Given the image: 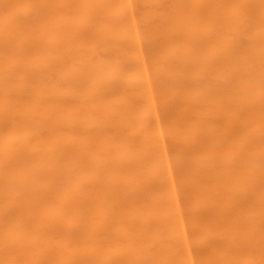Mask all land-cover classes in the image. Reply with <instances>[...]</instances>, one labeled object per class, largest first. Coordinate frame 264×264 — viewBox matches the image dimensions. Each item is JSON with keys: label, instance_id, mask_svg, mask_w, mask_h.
<instances>
[{"label": "bare ground", "instance_id": "6f19581e", "mask_svg": "<svg viewBox=\"0 0 264 264\" xmlns=\"http://www.w3.org/2000/svg\"><path fill=\"white\" fill-rule=\"evenodd\" d=\"M155 87L196 113L229 98L255 111L264 102V0H0V102L15 103L0 117V214L10 210L0 218V241L39 232L42 245L57 239L62 251L45 262L26 255L19 264H139L137 251L157 244L174 264H187L191 243L171 174L182 154L168 157ZM117 89L129 92L111 93ZM96 90L111 94L95 105ZM40 96L46 103L36 102ZM16 117L22 121L10 120ZM200 125L181 133L195 138V151ZM40 128L42 142L30 138ZM134 128L142 132L137 139L129 137ZM140 170L144 177L133 178ZM139 181L131 205L121 202ZM45 183L51 191L41 195ZM250 200L236 195L246 221L260 226L264 198ZM60 216L87 222L74 224L76 236L103 245L81 255L82 242L67 235L72 227L51 223ZM115 248L122 252L112 259Z\"/></svg>", "mask_w": 264, "mask_h": 264}, {"label": "rangeland", "instance_id": "374dc122", "mask_svg": "<svg viewBox=\"0 0 264 264\" xmlns=\"http://www.w3.org/2000/svg\"><path fill=\"white\" fill-rule=\"evenodd\" d=\"M145 42L146 39L142 37L141 44L144 45ZM74 92L75 89L71 88L63 94V98L67 99ZM128 92V89H117L111 93L123 96ZM153 92L168 157L172 158L177 154V149L182 154L181 162L171 161V174L179 199L176 213H182L178 220L186 227L188 240L191 243L189 261L187 260L186 263L264 264V222L260 226L256 223L249 224L243 217L244 207L241 209L236 201V195L240 194L247 195L252 201L254 197L264 198V188L261 186L264 181V102L259 104L254 111L248 106L247 101L236 104L229 98L228 104L214 106L205 104L196 113L193 112L192 105H185L179 95L178 97L176 95L162 96L158 87L153 88ZM94 93L96 95L95 105L102 104L111 94L102 93L99 90ZM35 100L40 104L46 103L44 96L37 97ZM14 107L15 103L0 102L1 120ZM43 114L42 119H46L47 113L44 111ZM256 114H259L258 118ZM31 117L32 113L29 114V119H33ZM10 120L12 122L22 121L20 117ZM197 121L201 122L203 133L200 136V147L198 151H195L191 149L195 138L186 137L181 133L184 128L192 124L195 126ZM141 133L139 128H134L129 137L137 139ZM45 134V128L36 129L30 134V138L42 142ZM134 142L137 143L136 140ZM110 145L111 142L107 139L101 149H107ZM79 150L77 152H83ZM10 157L7 156V158ZM101 158L103 163L108 162L105 155ZM195 158L198 160L195 161ZM94 172L96 169L92 168L89 174ZM139 174L144 177V171L140 170L133 178H137ZM143 186V181H139L122 198L121 202H126L128 206L131 205L132 199L142 191ZM38 190L41 195H47L51 191V185L45 183ZM213 196L218 197V201L212 198L215 201L212 202L210 198ZM21 201L22 198L18 197L14 202L18 204ZM81 203L83 202L80 201ZM119 203L117 201L116 204ZM248 203L246 202L247 205ZM66 204V201L62 202V214L66 211L64 207ZM23 212L26 214L24 223H27V218L33 214V210L28 209ZM9 213L10 210L8 213H1L0 218H5ZM152 213L153 210L150 209L149 214ZM261 213L262 211L259 214ZM62 217H55L51 223L65 222V225L72 227V230L67 233L71 238L76 236L74 224L86 225L87 223L66 217L61 219ZM112 224L110 222L100 227L98 235L108 233ZM162 231H166L165 227ZM19 235L16 234L0 241V264H19L26 255H36L38 262H45L50 259V255L56 256L62 252L57 239H51L42 245L39 232L27 237L25 241L21 240ZM99 237L102 239L101 236ZM211 237L217 239L216 244L212 246L209 241ZM76 238L79 243L82 242L79 253L84 257L103 245V241L91 242L83 235H77ZM119 249L122 250L121 247ZM119 249H114L112 259H117L121 255L122 251ZM164 250L163 245L158 244L147 249L140 248L137 251L139 264H174ZM66 264H76V260L71 258Z\"/></svg>", "mask_w": 264, "mask_h": 264}]
</instances>
